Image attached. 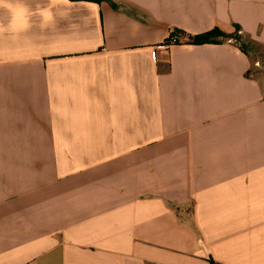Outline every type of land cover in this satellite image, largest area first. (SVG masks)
<instances>
[{"label":"crops","instance_id":"crops-1","mask_svg":"<svg viewBox=\"0 0 264 264\" xmlns=\"http://www.w3.org/2000/svg\"><path fill=\"white\" fill-rule=\"evenodd\" d=\"M0 264H264V0H3Z\"/></svg>","mask_w":264,"mask_h":264},{"label":"trees","instance_id":"trees-1","mask_svg":"<svg viewBox=\"0 0 264 264\" xmlns=\"http://www.w3.org/2000/svg\"><path fill=\"white\" fill-rule=\"evenodd\" d=\"M179 34L181 39H184L188 44L191 45L203 46L204 44H218L226 40H235L237 42L239 41L237 32H235L234 34H225L217 29L196 36H187L182 33ZM241 50L244 51V48L242 46H241Z\"/></svg>","mask_w":264,"mask_h":264},{"label":"built area","instance_id":"built-area-1","mask_svg":"<svg viewBox=\"0 0 264 264\" xmlns=\"http://www.w3.org/2000/svg\"><path fill=\"white\" fill-rule=\"evenodd\" d=\"M182 39L180 38V34L177 33L176 31H172L169 34V37L167 41L161 45L159 48H169L170 46L181 44Z\"/></svg>","mask_w":264,"mask_h":264},{"label":"clouds","instance_id":"clouds-1","mask_svg":"<svg viewBox=\"0 0 264 264\" xmlns=\"http://www.w3.org/2000/svg\"><path fill=\"white\" fill-rule=\"evenodd\" d=\"M3 2V0H0V3H2Z\"/></svg>","mask_w":264,"mask_h":264}]
</instances>
